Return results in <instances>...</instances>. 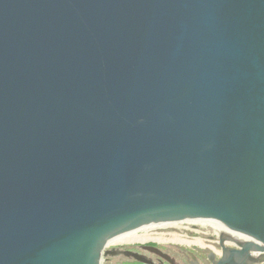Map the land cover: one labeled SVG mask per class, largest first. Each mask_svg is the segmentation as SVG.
<instances>
[{"label":"water","instance_id":"1","mask_svg":"<svg viewBox=\"0 0 264 264\" xmlns=\"http://www.w3.org/2000/svg\"><path fill=\"white\" fill-rule=\"evenodd\" d=\"M176 220L264 261V0H0V264Z\"/></svg>","mask_w":264,"mask_h":264},{"label":"flooded vegetation","instance_id":"2","mask_svg":"<svg viewBox=\"0 0 264 264\" xmlns=\"http://www.w3.org/2000/svg\"><path fill=\"white\" fill-rule=\"evenodd\" d=\"M177 227V226H176ZM172 226L152 228L142 238L108 243L100 264H218L224 249H218L197 234ZM145 236V237H144ZM198 240V241H197ZM200 241V242H199ZM234 246L233 244H226ZM260 264V263H256Z\"/></svg>","mask_w":264,"mask_h":264},{"label":"bare ground","instance_id":"3","mask_svg":"<svg viewBox=\"0 0 264 264\" xmlns=\"http://www.w3.org/2000/svg\"><path fill=\"white\" fill-rule=\"evenodd\" d=\"M182 222L183 221L176 220V221H164V222H154V223L146 224V225H143L141 227H138V228L123 232V233L113 237L112 239H110L108 241V243L114 242V241H126V240H132V239H139V238H142V236L138 235L139 231H148V230H150L152 228H156L157 226H160V227H168V226L175 227V226L180 225V223L182 224Z\"/></svg>","mask_w":264,"mask_h":264},{"label":"rangeland","instance_id":"4","mask_svg":"<svg viewBox=\"0 0 264 264\" xmlns=\"http://www.w3.org/2000/svg\"><path fill=\"white\" fill-rule=\"evenodd\" d=\"M176 228H182L184 230L187 229V230L197 234L198 237H200L202 240H203V238L209 239V238L213 237V240L218 241V237L216 236V234L214 233V231L211 228L194 225V224H190V223H187V222H182V224L180 223V225H178ZM151 230H149V231H151ZM139 233L140 234H147L146 231H139ZM203 242H206V243H208L210 245H213L215 248L218 249V245H217L218 243H216L214 241H210V240L204 241L203 240Z\"/></svg>","mask_w":264,"mask_h":264},{"label":"built area","instance_id":"5","mask_svg":"<svg viewBox=\"0 0 264 264\" xmlns=\"http://www.w3.org/2000/svg\"><path fill=\"white\" fill-rule=\"evenodd\" d=\"M260 264H264V261L263 262H260Z\"/></svg>","mask_w":264,"mask_h":264}]
</instances>
